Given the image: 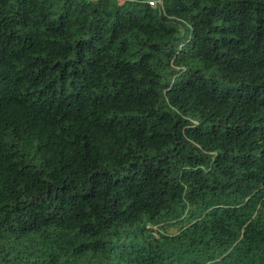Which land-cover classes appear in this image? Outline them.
<instances>
[{"label":"trees","instance_id":"obj_1","mask_svg":"<svg viewBox=\"0 0 264 264\" xmlns=\"http://www.w3.org/2000/svg\"><path fill=\"white\" fill-rule=\"evenodd\" d=\"M150 1L0 0V264H264V0Z\"/></svg>","mask_w":264,"mask_h":264},{"label":"rangeland","instance_id":"obj_2","mask_svg":"<svg viewBox=\"0 0 264 264\" xmlns=\"http://www.w3.org/2000/svg\"><path fill=\"white\" fill-rule=\"evenodd\" d=\"M160 0H152V1H150V2H152L153 4H156L157 2H159ZM172 232H175L176 231V229L175 228H173L172 230H171Z\"/></svg>","mask_w":264,"mask_h":264}]
</instances>
